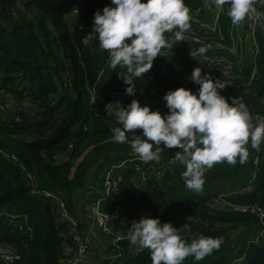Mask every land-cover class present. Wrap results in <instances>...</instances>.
Instances as JSON below:
<instances>
[{"label":"trees","instance_id":"16d2710c","mask_svg":"<svg viewBox=\"0 0 264 264\" xmlns=\"http://www.w3.org/2000/svg\"><path fill=\"white\" fill-rule=\"evenodd\" d=\"M185 3L191 25L183 33L185 40L174 42L173 33H165L169 46L136 80L135 94L153 110L167 113L163 96L180 86L199 89L190 76L200 66L204 73L223 79L222 95L239 98L253 111L247 98L264 87V0L254 3L262 15L256 34L259 54L243 73L237 60L248 48L236 36L228 5L214 21V6L204 0ZM110 4L111 0H0V92L7 94L0 96V264H64L75 242L72 222L58 215L57 199L64 201L82 235L90 236L88 192L99 195L96 190L103 187L106 170L134 153L128 143L112 139L117 126L112 113L134 97L125 92L126 68L109 66V53L91 30L95 12ZM200 46L206 53L192 57L190 49ZM216 56L227 59V65L208 63ZM255 67L259 77L249 84ZM256 97L264 108V91ZM246 147L245 164L237 159L235 165L221 162L206 169L199 193L185 187L184 165L177 161L167 166L178 148L161 150L158 162L137 159L147 172L144 181L136 164L131 167L126 161L119 167L117 194L106 197L102 207L120 211L113 222L127 233L133 220L150 215L177 227L187 223L183 235L189 241L201 234L222 238L220 248L203 260L195 262L189 256L184 264H229L244 255L247 261L264 243V221L251 211L235 210L225 199L256 186L261 177L262 162L255 164L250 140ZM120 243L115 257L110 242L104 251L92 244L93 254L84 264H152L148 249L137 252L128 237ZM6 253L19 258L6 260Z\"/></svg>","mask_w":264,"mask_h":264},{"label":"clouds","instance_id":"9594fccd","mask_svg":"<svg viewBox=\"0 0 264 264\" xmlns=\"http://www.w3.org/2000/svg\"><path fill=\"white\" fill-rule=\"evenodd\" d=\"M212 3L220 11L228 5L227 15L233 25L257 12L255 0ZM190 27V9L185 0H111L102 12H95L91 30L99 46L109 53V66L126 68L122 76L125 92L134 96L136 80L152 68L161 49L169 46L165 33H173L174 42L184 41L183 33ZM206 51L200 46L191 48L189 54L195 58ZM190 79L199 89L194 92L180 86L167 91L163 96L167 113L142 105L139 99L118 107L112 113L117 124L112 128V139L128 143L145 163L158 162L161 150L178 148L175 159L185 166L181 173L184 185L199 193L206 169L221 162L235 165L237 159L245 164L249 140L252 148L260 147L264 142V116L254 121L246 103L235 96L229 102L221 94L226 87L223 79L204 73L200 66L193 69ZM137 129L142 130L140 134ZM186 229L187 223L177 227L158 216L143 215L132 221L128 239L137 252L149 250L152 264H184L189 256L199 262L222 244V238L202 234L189 241L183 235Z\"/></svg>","mask_w":264,"mask_h":264},{"label":"built area","instance_id":"2783aa9c","mask_svg":"<svg viewBox=\"0 0 264 264\" xmlns=\"http://www.w3.org/2000/svg\"><path fill=\"white\" fill-rule=\"evenodd\" d=\"M204 2L207 5H211L215 7V5L212 3V0H204ZM256 10L257 12L255 14L248 16L247 26H242L241 24L236 26V36L238 33L237 38L240 40L241 45L243 44V41H244V43L246 44L248 48L246 52L252 53L250 55L253 56V61L255 62L259 54V46H258L256 34L258 30L260 29V27L262 26L261 11L258 8H256ZM219 13H220V10L216 9V15H215L216 21L218 20ZM194 39L196 41L202 42V39L200 38L195 37ZM236 44L238 45V43ZM207 46L211 47L210 44H207ZM232 50L235 51L236 48L234 47ZM208 61H209L208 63H211L214 66L216 65V66L224 67L225 65H227L226 64L227 59H225L224 57H220V56H216L212 60L208 59ZM237 65L240 66L239 72L241 71L240 73H243L245 66L243 64H237ZM223 72L227 74L229 73V69H224ZM256 77H259V73H258L257 68L255 67L251 73V77H250L251 82H249V84H251L255 80ZM235 85H240V83L236 82ZM197 90L198 89L195 88L194 92ZM262 91H264V89ZM1 95L5 96L7 94H4L3 91H1L0 96ZM7 97H8L7 104L8 103L10 104L11 98L9 96ZM133 99H139L142 105L146 104L145 101L142 100L141 97L137 93L134 95ZM229 100L231 102V97H229ZM250 114L252 115L253 120L255 121V119L258 117L256 112L253 110V111H250ZM252 150H253V158H254L255 164L258 166L259 164H261V162L263 164V154L262 156L260 155V153L262 152V143L258 149L252 148ZM137 159H139L137 154L130 153L128 156V159L123 160L119 164L111 166V168L106 170L104 180H103V187L99 190H96L100 194L94 195L95 191L91 190L88 192V195H87L88 200L86 203V211H87L88 218L92 221V229L96 228L108 240V242H110L113 248L112 257H115L120 253L121 247H122L120 242L124 238L128 237V233L122 229H117L115 227V223L113 222V220L117 217L120 211L118 212V210H116L114 212H107L103 209L102 202L106 197H113L117 194L118 189H119V184L122 180V174L119 171V167L122 165V163L127 161V163H130L131 167H133V165L136 164L137 166L136 168L139 170L138 172L139 178L142 181L146 180L147 172L146 170H143L142 166L140 167V165L137 164L136 162ZM175 162H177V160L173 159L172 162L168 164L167 166H171V164ZM255 187L256 186H254V184H251L242 192L251 191ZM57 200L59 203L58 204L59 205V213H58L59 217L68 218L72 222V232H73L72 235H73V240L75 242L74 247H72L71 249L67 251V256L64 259V264H84L90 260V253H91L93 243L90 239V236L82 235V233L80 232L78 228L77 221L69 215V211L64 201L61 199H57ZM232 206L237 211H251L252 213H255L257 216H259V218H261L264 221V211L256 206H243V205H234V204H232ZM3 257L9 261L19 258L18 255H12L8 253L4 254ZM244 257L245 255L242 257H239L238 259L236 258L229 264H245L246 260H244Z\"/></svg>","mask_w":264,"mask_h":264},{"label":"water","instance_id":"95a60500","mask_svg":"<svg viewBox=\"0 0 264 264\" xmlns=\"http://www.w3.org/2000/svg\"><path fill=\"white\" fill-rule=\"evenodd\" d=\"M263 89L264 87L256 90L247 98L250 107L256 112L258 117L264 116V108L257 101L256 97ZM262 154V174L256 187L251 191L225 196V199L229 203L234 205L256 206L264 211V142H262ZM245 264H264V243L253 250Z\"/></svg>","mask_w":264,"mask_h":264},{"label":"rangeland","instance_id":"374dc122","mask_svg":"<svg viewBox=\"0 0 264 264\" xmlns=\"http://www.w3.org/2000/svg\"><path fill=\"white\" fill-rule=\"evenodd\" d=\"M78 9H79V7L75 8L74 12L77 13ZM214 21H216V19ZM247 22H248V16H246L245 19L240 24L242 26H247V24H248ZM237 36H238V33H237ZM250 54H252V53L251 52H245L242 55H240V57L237 61V64H243L245 66V68H248V66H249L248 63L253 61V57ZM63 159L67 160L68 156H65ZM97 236H98V241H100V244L102 246V247H100L101 250L102 251L107 250L109 247L108 240L100 232H97ZM92 254H93V249L91 251V255Z\"/></svg>","mask_w":264,"mask_h":264},{"label":"crops","instance_id":"0c3cea01","mask_svg":"<svg viewBox=\"0 0 264 264\" xmlns=\"http://www.w3.org/2000/svg\"><path fill=\"white\" fill-rule=\"evenodd\" d=\"M97 232H98V230L96 228H93L92 232L90 233V238L92 240V243H94V246L101 249L100 247H102V246L100 244V241H98Z\"/></svg>","mask_w":264,"mask_h":264}]
</instances>
